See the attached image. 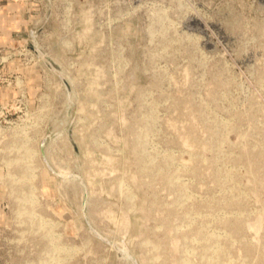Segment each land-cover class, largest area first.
Returning a JSON list of instances; mask_svg holds the SVG:
<instances>
[{"label":"rangeland","instance_id":"obj_1","mask_svg":"<svg viewBox=\"0 0 264 264\" xmlns=\"http://www.w3.org/2000/svg\"><path fill=\"white\" fill-rule=\"evenodd\" d=\"M0 264H264V0H0Z\"/></svg>","mask_w":264,"mask_h":264}]
</instances>
